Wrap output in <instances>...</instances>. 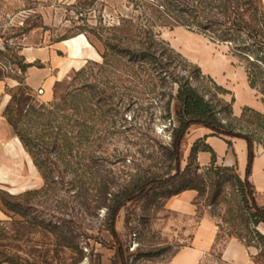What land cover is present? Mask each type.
<instances>
[{
	"label": "rangeland",
	"instance_id": "rangeland-1",
	"mask_svg": "<svg viewBox=\"0 0 264 264\" xmlns=\"http://www.w3.org/2000/svg\"><path fill=\"white\" fill-rule=\"evenodd\" d=\"M150 2L0 0V80L6 82L0 115L19 148L12 158L3 155L13 171L9 181L0 176V220L13 217L19 234L28 229L16 241L0 237L6 254L18 253L31 264H122V248L127 264H171L200 218L211 215L219 226L217 242L200 264H234L221 254L229 238L250 244L254 263L264 264V241L247 222L250 210L240 186L246 184L237 170L218 163V171L207 169L190 159V131L181 144L180 170L170 156L178 125L175 95L187 80L225 125L252 135L255 149L264 148L262 53L240 56L232 52L235 43L185 26H159ZM252 2L264 10L262 0ZM151 32L166 42L167 54L154 43L152 56H142L154 41ZM80 34L97 52L95 59L75 66L64 61L39 87L26 83L20 67L27 61L25 48ZM195 185L202 190L193 217L167 206L170 197ZM119 201L114 234L112 212ZM8 202L20 213L8 211Z\"/></svg>",
	"mask_w": 264,
	"mask_h": 264
},
{
	"label": "trees",
	"instance_id": "trees-1",
	"mask_svg": "<svg viewBox=\"0 0 264 264\" xmlns=\"http://www.w3.org/2000/svg\"><path fill=\"white\" fill-rule=\"evenodd\" d=\"M150 3H152L151 5H153V8L158 14L159 26H185L209 37L213 41H228L230 43H235V51H232L234 54L236 53L240 56L244 55L254 57L253 54H257L256 52L262 53L261 57H258L257 59L264 63V10L257 4H254L252 0H245L242 4L235 0H151ZM242 6H247L246 10L242 11ZM247 14H249V17H247ZM150 34L151 37L148 38H153L154 41L144 49L145 51H142V56L144 58L152 56L149 49L154 43L161 45L163 47V54H167L170 48L167 46L166 42L164 40L157 39L156 35L152 32ZM243 34H245L247 38L252 41L251 44H248L246 41L247 38H244ZM237 41L240 43H237ZM253 46L256 47L257 51L252 50ZM34 65L35 62H27L24 60V64L20 67L22 70L27 71L29 67ZM175 100L179 105V109L177 111L178 125L173 131L170 156L176 160L178 170H180L181 144L192 127L202 126L210 129L217 136L224 138H241L246 140L248 144L246 177L242 178L240 176L235 165L222 166L226 170L236 169L239 181L242 182V179L244 180L246 185L240 186L243 191L244 201L247 202L248 209L250 210L247 222L253 226V233L264 241V234H262L257 228L261 222H264V207L257 204L254 186L249 180L252 164L256 155V139L250 134L234 131L229 126L225 125L218 117L217 111L212 103L207 100L205 96L199 92L197 87L192 85V83L188 80L179 83ZM199 142L202 141L198 140L193 144L189 158L196 159L197 161V154L200 150L211 151L213 153L212 163L210 166L208 165L205 167L207 169L214 167L218 171L219 168L215 167L216 159L214 151L203 142V147H199ZM228 143L231 145V141H228ZM213 186L221 187V185ZM186 189H195L199 193V191L202 190V186H189L183 190ZM246 189L247 191H245ZM138 190L143 192L145 190L144 185L139 186ZM125 196H129V194H125ZM11 199H15V197H11ZM247 200L250 202L248 203ZM4 204L8 211L20 213L13 204L9 202ZM121 206L122 203L119 201L112 212V227L114 234H116L115 223ZM24 214V216H26V213ZM11 219V221L5 222L0 220V237L10 238L12 241H16L19 236L24 232H27L28 229L24 226L23 232L21 234L17 233L15 226L18 222L14 221L13 217H11ZM25 222L28 223L27 220ZM7 224L13 227L10 231L11 233L6 231V228H8ZM4 232L9 234H4ZM21 236L24 237L25 234ZM6 253L7 252L0 250V263L8 262L11 264H31L28 258H22L18 253ZM120 255L122 257V264H127L122 248L120 249Z\"/></svg>",
	"mask_w": 264,
	"mask_h": 264
},
{
	"label": "crops",
	"instance_id": "crops-1",
	"mask_svg": "<svg viewBox=\"0 0 264 264\" xmlns=\"http://www.w3.org/2000/svg\"><path fill=\"white\" fill-rule=\"evenodd\" d=\"M264 4V0H262ZM27 62H40L42 66H31L26 71V83L32 87H39L45 79L52 77V69L56 68L59 72L63 62L74 63L80 65L81 59H95L98 54L90 44L86 36L80 34L73 38L63 40L53 45H42L38 48L27 47L24 49ZM66 56H60L63 54ZM65 57V58H64ZM63 67V70L69 66ZM63 73V72H62ZM235 85L234 80L230 81ZM5 84L0 80V108L4 99ZM249 89L255 90L248 84ZM234 90V87H232ZM235 98L239 97L236 89L234 90ZM236 113H240L234 109ZM5 133V135H4ZM10 129L7 123L4 122L0 115V176L10 179V174L13 171L11 165L3 162V155L9 158L13 154H18L19 148L17 143L13 141L9 135ZM190 141L187 150L190 154L193 144L200 140L208 145L215 153L216 163L226 166H236L238 173L242 178L246 177L248 164V144L246 140L241 138H224L215 135L210 129L202 126H196L190 130L188 135ZM231 141V145L228 143ZM10 142V144H9ZM19 144L20 141L18 140ZM256 155L252 164V170L249 180L254 186L256 202L259 206L264 207V148H256ZM5 152V153H4ZM16 158V156H15ZM213 153L208 150H200L197 154V161L201 166H208L212 163ZM5 181L4 184L9 182ZM2 183V182H1ZM12 192V191H11ZM198 192L195 189H186L180 193L170 197L167 201V206L179 212L188 218L193 217L197 211L196 199ZM4 213L0 209V218ZM258 230L264 234V222L258 225ZM219 226L216 219L211 215H205L200 218L197 226L192 231V237L188 246L179 249L173 257L171 264H200L201 260L210 253L217 242ZM222 258L225 261L234 264H255L247 245L237 238H229L222 247Z\"/></svg>",
	"mask_w": 264,
	"mask_h": 264
}]
</instances>
